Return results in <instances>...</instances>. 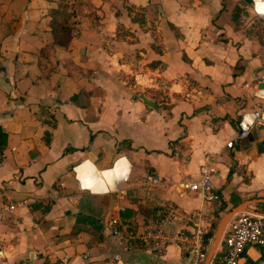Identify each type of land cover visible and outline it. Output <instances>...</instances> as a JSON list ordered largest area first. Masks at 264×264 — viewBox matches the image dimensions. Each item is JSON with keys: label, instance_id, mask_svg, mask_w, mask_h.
Returning a JSON list of instances; mask_svg holds the SVG:
<instances>
[{"label": "crops", "instance_id": "crops-1", "mask_svg": "<svg viewBox=\"0 0 264 264\" xmlns=\"http://www.w3.org/2000/svg\"><path fill=\"white\" fill-rule=\"evenodd\" d=\"M59 1L0 0V264H183L178 245L141 238L148 217L175 209V230L201 210L213 224L264 198V126L236 138L262 99L264 0H61L66 44L51 32ZM209 163L207 202L181 182ZM262 262L249 244L238 264Z\"/></svg>", "mask_w": 264, "mask_h": 264}, {"label": "built area", "instance_id": "built-area-1", "mask_svg": "<svg viewBox=\"0 0 264 264\" xmlns=\"http://www.w3.org/2000/svg\"><path fill=\"white\" fill-rule=\"evenodd\" d=\"M256 12L264 29V12L257 10ZM256 79L264 84V69L256 73ZM258 96L262 98L261 101L255 102L251 109L241 113L236 124L238 130L236 138L243 137L252 127L264 126V86L258 88ZM233 142L234 139H230L225 144L232 146ZM213 171L214 167L209 163L201 167L200 176L197 179H183L181 184L186 189L200 192L207 202L217 200L219 195L213 190L211 182ZM128 176V171L120 175L113 174V187L111 190H118V183L127 180ZM145 178L152 184L162 181L153 172H147ZM80 181L81 179H79ZM80 186H82L81 182ZM13 206L10 204L4 208L11 210ZM176 212L175 209H168L159 216L148 217L143 224L141 238L157 253L163 251L170 244L178 245L187 254V260L183 264H204L213 238L210 234L212 231V216L201 210L182 213L179 219L186 220L187 227L170 230L167 225L176 218ZM112 232H117V229L114 228ZM221 243L224 248L217 251V253L215 252L216 254L210 264H238L239 258L247 245L256 244L264 247V213L257 214L250 211L236 213L228 221L221 237ZM65 259L66 255L64 256ZM123 264L136 263L125 262Z\"/></svg>", "mask_w": 264, "mask_h": 264}, {"label": "trees", "instance_id": "trees-1", "mask_svg": "<svg viewBox=\"0 0 264 264\" xmlns=\"http://www.w3.org/2000/svg\"><path fill=\"white\" fill-rule=\"evenodd\" d=\"M67 4L61 0L58 2V7L50 10L51 16V32L54 37V41L59 44H66L70 38L71 26L69 24L70 12L68 11ZM2 137V138H1ZM0 146L4 144L5 133L0 130ZM260 212L264 213V202L258 204ZM217 218V222H218ZM216 223V222H215ZM215 223L212 224V228L215 227ZM212 234V232L210 233ZM215 262V261H214ZM217 264V263H213Z\"/></svg>", "mask_w": 264, "mask_h": 264}, {"label": "water", "instance_id": "water-1", "mask_svg": "<svg viewBox=\"0 0 264 264\" xmlns=\"http://www.w3.org/2000/svg\"><path fill=\"white\" fill-rule=\"evenodd\" d=\"M247 2H251L252 0H244ZM254 202H264V198L263 197H255V198H251L245 201H242L238 204L233 205L229 210H227L224 215L221 217L217 228L215 230V233L213 235L212 241L210 243V246L208 248V252H207V256L206 259L204 261V264H210V261L213 259L217 246L220 243L222 234L224 232V229L228 223V221L230 220V218L232 216H234L236 213L240 212V211H250L253 213H262L252 207H250V203H254Z\"/></svg>", "mask_w": 264, "mask_h": 264}, {"label": "bare ground", "instance_id": "bare-ground-1", "mask_svg": "<svg viewBox=\"0 0 264 264\" xmlns=\"http://www.w3.org/2000/svg\"><path fill=\"white\" fill-rule=\"evenodd\" d=\"M261 12H264V11H261ZM110 180V179H109ZM87 183V184H86ZM81 184H82V187L83 188H87V189H90L89 188V184H88V180H81Z\"/></svg>", "mask_w": 264, "mask_h": 264}, {"label": "rangeland", "instance_id": "rangeland-1", "mask_svg": "<svg viewBox=\"0 0 264 264\" xmlns=\"http://www.w3.org/2000/svg\"><path fill=\"white\" fill-rule=\"evenodd\" d=\"M134 169H135V168H134ZM251 207L253 208V207H255V206H253V204H251ZM217 224H218V223L216 222L215 225L217 226Z\"/></svg>", "mask_w": 264, "mask_h": 264}, {"label": "clouds", "instance_id": "clouds-1", "mask_svg": "<svg viewBox=\"0 0 264 264\" xmlns=\"http://www.w3.org/2000/svg\"><path fill=\"white\" fill-rule=\"evenodd\" d=\"M261 10H264V8H262Z\"/></svg>", "mask_w": 264, "mask_h": 264}, {"label": "snow or ice", "instance_id": "snow-or-ice-1", "mask_svg": "<svg viewBox=\"0 0 264 264\" xmlns=\"http://www.w3.org/2000/svg\"><path fill=\"white\" fill-rule=\"evenodd\" d=\"M262 11H264V10H262Z\"/></svg>", "mask_w": 264, "mask_h": 264}]
</instances>
